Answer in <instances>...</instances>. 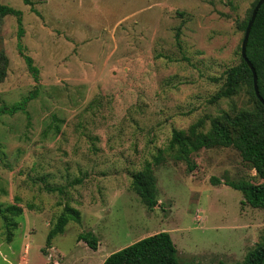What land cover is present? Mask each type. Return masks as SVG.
<instances>
[{
  "label": "rangeland",
  "instance_id": "rangeland-1",
  "mask_svg": "<svg viewBox=\"0 0 264 264\" xmlns=\"http://www.w3.org/2000/svg\"><path fill=\"white\" fill-rule=\"evenodd\" d=\"M30 1L0 0L21 11L23 47L38 69L36 81L17 49L16 17L0 18L8 57L0 204L18 196L23 207L11 218L10 241L0 215V264H101L160 231L170 233L180 261L241 262L264 240V210L241 204L242 193L223 183L259 181L235 149L202 148L189 163L166 155L153 166L152 208L130 182L168 146L173 128L202 119L206 131L223 112L252 106L244 89L211 96L239 62L238 24L255 0ZM66 203L79 209L80 222H68L47 246L50 222ZM84 231L96 236V250L78 241Z\"/></svg>",
  "mask_w": 264,
  "mask_h": 264
},
{
  "label": "trees",
  "instance_id": "trees-1",
  "mask_svg": "<svg viewBox=\"0 0 264 264\" xmlns=\"http://www.w3.org/2000/svg\"><path fill=\"white\" fill-rule=\"evenodd\" d=\"M23 2L32 4L30 0H23ZM256 2L257 0L252 3L245 19L238 24V28L243 31V34ZM6 15L16 17L18 25L17 49L25 60L28 70L37 81L38 69L33 63V58L25 53L21 40L23 33L21 11L0 3V18ZM239 55V62L225 70L222 86L211 96V101L230 98L244 89L252 102V106H243L231 112H223L210 120V126L206 131H203L202 119L193 122L186 130L173 128L168 146L164 149H158L151 161H147L142 168L131 174L130 188L147 208H152L157 204L155 196L149 190L150 184L154 181L153 166L164 162L166 155L175 161L189 163L190 155L202 148L222 147L235 149L241 160L250 165L259 178L258 182L247 179L238 181L226 179L223 183L242 193L241 204L246 203L264 210V105L255 95L252 71L241 57L240 49ZM246 55L255 69L258 90L264 99V3L258 9L250 29ZM7 68L8 57L0 48V83L6 77ZM24 103V101L19 102V106L23 107ZM192 169L193 167L190 165L189 170ZM211 182L217 184L221 180L212 176ZM45 188L48 191H62L61 187L46 185ZM14 199V202L7 205L0 204V215L5 221L7 241L11 240L12 229L17 226V223L11 218L17 217L23 212V207L18 204L20 198L15 196ZM26 207L32 210L37 209L32 202H27ZM80 219V211L77 207L68 203L64 204L55 219L50 222L46 245L50 246L51 240L56 235L63 233L68 222L79 223ZM77 239L78 241L82 240L89 248L97 249L98 240L92 231L80 232ZM176 252L170 233L160 231L111 252L101 264H193L180 261ZM218 264L224 263L219 262ZM236 264H264V240L249 249L243 260Z\"/></svg>",
  "mask_w": 264,
  "mask_h": 264
},
{
  "label": "water",
  "instance_id": "water-1",
  "mask_svg": "<svg viewBox=\"0 0 264 264\" xmlns=\"http://www.w3.org/2000/svg\"><path fill=\"white\" fill-rule=\"evenodd\" d=\"M264 3V0H257L255 6L253 7L252 11H251V16L247 22V25L245 27L244 30V34H243V38L241 41V45H240V54L241 57L245 60V62L247 63V65L249 66V68L252 71V75H253V87H254V92L255 95L257 96V98L262 102V104L264 105V99L262 98V96L259 93L258 90V85H257V75L255 72V69L252 65V63L250 62V60L248 59L247 55H246V45H247V40H248V36L250 33V29L252 27V24L254 22L255 16L257 14L258 9L260 8V6Z\"/></svg>",
  "mask_w": 264,
  "mask_h": 264
}]
</instances>
